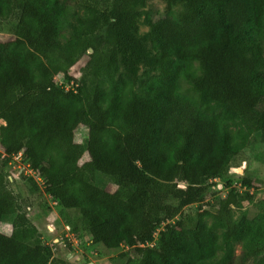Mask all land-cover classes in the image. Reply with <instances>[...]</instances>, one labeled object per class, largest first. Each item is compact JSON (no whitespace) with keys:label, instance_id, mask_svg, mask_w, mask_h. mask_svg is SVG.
<instances>
[{"label":"trees","instance_id":"1","mask_svg":"<svg viewBox=\"0 0 264 264\" xmlns=\"http://www.w3.org/2000/svg\"><path fill=\"white\" fill-rule=\"evenodd\" d=\"M147 1L0 0V21L16 20L0 42V222L14 216L0 264L74 261L20 211L9 188L17 154L65 237L76 211L92 244L126 248L124 264H236L237 247L241 263L264 264V197L229 176L254 133L264 145V0H162L155 20ZM252 201L253 218L234 216Z\"/></svg>","mask_w":264,"mask_h":264},{"label":"rangeland","instance_id":"2","mask_svg":"<svg viewBox=\"0 0 264 264\" xmlns=\"http://www.w3.org/2000/svg\"><path fill=\"white\" fill-rule=\"evenodd\" d=\"M180 10V6L172 7L173 12H178ZM145 11L146 16L149 19L155 20L165 14V5L162 0H148ZM15 25V18L0 21V42H5L11 39ZM146 31L147 26L145 25V20L143 19L140 23V33H145ZM98 38L103 40V34ZM88 52L91 53L90 51ZM84 59L85 58L83 57L78 63V66L72 70L75 77L78 76L77 69L83 64ZM1 124L3 123L0 122V125ZM86 134L87 131L85 128L78 127L75 131V141L84 143ZM86 162V157H83L81 163H85L84 165L86 166L88 165ZM229 176L232 178L234 184H239L243 177L250 178L253 184V188L250 191L256 194V198H259L261 195L264 197V145L260 142L258 133H254L251 136L250 142L246 148L233 158L230 164ZM10 179L11 182L9 184V188L18 198V205L21 208L20 211L24 212L27 217L32 220L33 224L38 229V232L41 234L44 243L48 245H55V256L74 258V261L72 260L73 264L125 263L126 259L119 258L121 253L126 252L125 247H121L120 249L114 251H107L103 249V247L91 243L90 236L81 229V217L76 211H67L65 213L67 219L70 220L71 225L73 224L76 228V231H74L75 234H67L66 238L65 233L63 232V225L66 224L64 220L59 217L57 212L58 209L54 206V203L49 200L46 195L41 193L40 190L37 192L31 183L18 175L17 171L10 172ZM94 182L97 186L110 189L112 188V182L98 174L94 175ZM44 200L48 202L49 206H51L48 213H44L39 207ZM207 202L210 203V200H207ZM207 202H204L203 208H207ZM26 209L27 211H25ZM197 209L198 205L182 208L171 215V222L185 214H193L197 211ZM243 211L247 213L248 218H253L257 214L254 201L242 203L241 208L234 209V216L238 217V215ZM13 217V215L6 217L0 222V232L6 234L10 233ZM66 243H68L70 249ZM239 255L240 249L237 247L235 252L236 264H254L252 261L241 263Z\"/></svg>","mask_w":264,"mask_h":264},{"label":"built area","instance_id":"3","mask_svg":"<svg viewBox=\"0 0 264 264\" xmlns=\"http://www.w3.org/2000/svg\"><path fill=\"white\" fill-rule=\"evenodd\" d=\"M4 156L5 155L0 152L1 159L4 158ZM8 166H9V168L12 171H17V173L20 174V175H23V176L32 178L36 182V184L39 187V189L40 190L42 189V187H43V180L40 178V176H38L36 174V172L33 169H31V167L28 164H26L25 162H23V160L21 158V154L13 155L11 157V160L8 163ZM54 206H55V203H54ZM64 229H66L65 230L66 232L69 231V227L68 226L64 227Z\"/></svg>","mask_w":264,"mask_h":264},{"label":"water","instance_id":"4","mask_svg":"<svg viewBox=\"0 0 264 264\" xmlns=\"http://www.w3.org/2000/svg\"><path fill=\"white\" fill-rule=\"evenodd\" d=\"M91 52V50H89Z\"/></svg>","mask_w":264,"mask_h":264}]
</instances>
